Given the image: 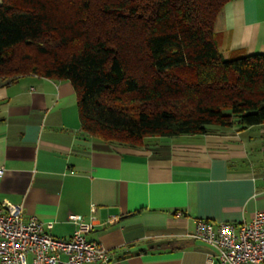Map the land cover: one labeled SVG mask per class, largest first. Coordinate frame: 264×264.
<instances>
[{
    "label": "crops",
    "instance_id": "crops-1",
    "mask_svg": "<svg viewBox=\"0 0 264 264\" xmlns=\"http://www.w3.org/2000/svg\"><path fill=\"white\" fill-rule=\"evenodd\" d=\"M213 38L225 57L264 53V0L228 1ZM0 166V203L52 221L57 238L72 235L70 214L93 216L87 238L110 250L108 264H207L196 221L264 210V123L106 142L82 130L70 81L34 73L0 78Z\"/></svg>",
    "mask_w": 264,
    "mask_h": 264
},
{
    "label": "trees",
    "instance_id": "trees-1",
    "mask_svg": "<svg viewBox=\"0 0 264 264\" xmlns=\"http://www.w3.org/2000/svg\"><path fill=\"white\" fill-rule=\"evenodd\" d=\"M230 0H1L0 78L67 80L84 133L139 146L264 123V53L225 57Z\"/></svg>",
    "mask_w": 264,
    "mask_h": 264
},
{
    "label": "built area",
    "instance_id": "built-area-1",
    "mask_svg": "<svg viewBox=\"0 0 264 264\" xmlns=\"http://www.w3.org/2000/svg\"><path fill=\"white\" fill-rule=\"evenodd\" d=\"M3 173L0 166V178ZM68 218L75 225L72 235L57 238L50 233L52 221L24 219L22 205L0 203V264H108L110 250L87 238L93 216L89 222L74 214ZM190 237L210 246L207 264H264V210L248 221L198 220Z\"/></svg>",
    "mask_w": 264,
    "mask_h": 264
}]
</instances>
